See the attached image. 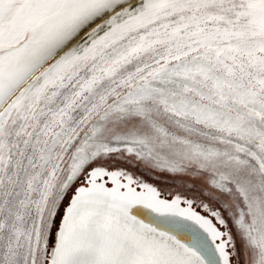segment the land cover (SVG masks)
I'll list each match as a JSON object with an SVG mask.
<instances>
[{"label": "snow or ice", "instance_id": "snow-or-ice-1", "mask_svg": "<svg viewBox=\"0 0 264 264\" xmlns=\"http://www.w3.org/2000/svg\"><path fill=\"white\" fill-rule=\"evenodd\" d=\"M0 264H264V0H0Z\"/></svg>", "mask_w": 264, "mask_h": 264}, {"label": "rangeland", "instance_id": "rangeland-1", "mask_svg": "<svg viewBox=\"0 0 264 264\" xmlns=\"http://www.w3.org/2000/svg\"><path fill=\"white\" fill-rule=\"evenodd\" d=\"M133 171H135L138 175H142L143 178L148 180L150 183H153L158 186L159 189L161 188L162 195L164 196H167L169 192H187L186 188L181 187V178L169 177L166 174L162 176H151L150 174H145L142 170Z\"/></svg>", "mask_w": 264, "mask_h": 264}, {"label": "flooded vegetation", "instance_id": "flooded-vegetation-1", "mask_svg": "<svg viewBox=\"0 0 264 264\" xmlns=\"http://www.w3.org/2000/svg\"><path fill=\"white\" fill-rule=\"evenodd\" d=\"M161 189V188H160ZM173 190V189H172ZM175 192V191H174Z\"/></svg>", "mask_w": 264, "mask_h": 264}, {"label": "bare ground", "instance_id": "bare-ground-1", "mask_svg": "<svg viewBox=\"0 0 264 264\" xmlns=\"http://www.w3.org/2000/svg\"><path fill=\"white\" fill-rule=\"evenodd\" d=\"M158 187V186H157Z\"/></svg>", "mask_w": 264, "mask_h": 264}]
</instances>
